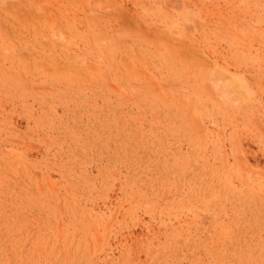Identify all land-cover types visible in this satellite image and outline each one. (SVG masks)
<instances>
[{
    "label": "rangeland",
    "instance_id": "374dc122",
    "mask_svg": "<svg viewBox=\"0 0 264 264\" xmlns=\"http://www.w3.org/2000/svg\"><path fill=\"white\" fill-rule=\"evenodd\" d=\"M0 264H264V0H0Z\"/></svg>",
    "mask_w": 264,
    "mask_h": 264
}]
</instances>
